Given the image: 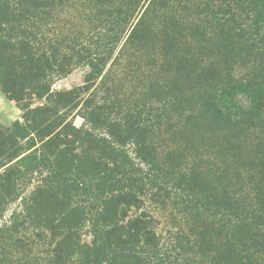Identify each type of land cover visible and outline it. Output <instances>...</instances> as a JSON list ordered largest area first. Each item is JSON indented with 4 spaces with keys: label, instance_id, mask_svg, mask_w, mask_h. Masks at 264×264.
I'll list each match as a JSON object with an SVG mask.
<instances>
[{
    "label": "rangeland",
    "instance_id": "1",
    "mask_svg": "<svg viewBox=\"0 0 264 264\" xmlns=\"http://www.w3.org/2000/svg\"><path fill=\"white\" fill-rule=\"evenodd\" d=\"M149 3L132 6L126 17L118 0H0V228L15 209L25 216L23 200L34 196L54 194L70 202L64 211L80 210L76 229L62 227L57 213L53 231L35 219L50 210L28 203V227L0 236L18 264H57L70 241L103 242L112 264H193L185 254L163 261L144 236L150 231L157 242L176 244L175 234L185 230L182 194L142 188L122 165L124 149L134 157L137 129L151 137L150 53L129 40L144 14L161 20ZM231 13L240 14L233 5ZM237 75L253 88L263 82L249 69ZM58 170L82 189L60 188Z\"/></svg>",
    "mask_w": 264,
    "mask_h": 264
},
{
    "label": "trees",
    "instance_id": "2",
    "mask_svg": "<svg viewBox=\"0 0 264 264\" xmlns=\"http://www.w3.org/2000/svg\"><path fill=\"white\" fill-rule=\"evenodd\" d=\"M118 1L125 2L126 17L142 2ZM149 2L161 20L144 14L129 40L150 53L151 137L146 140V130L137 129L134 157L124 149L122 165L128 180L142 188L182 194L186 231L175 234L176 244L170 238L161 244L147 231L148 249L163 261L185 254L193 264H264V0ZM239 69H249L262 84L253 88L237 75ZM122 140L118 144L125 146ZM55 178L60 188L82 189L60 170ZM53 195L24 199L25 216L15 209L1 224L0 236L17 234L32 219L31 205L50 210L35 218L45 228L57 230L50 218L58 213L62 227L76 229L74 214L80 210L64 211L70 202ZM7 247L0 243V264H18ZM63 249L65 258L57 264H112L103 242L70 241Z\"/></svg>",
    "mask_w": 264,
    "mask_h": 264
}]
</instances>
